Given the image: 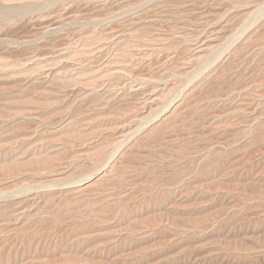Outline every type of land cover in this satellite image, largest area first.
<instances>
[{"label":"rangeland","instance_id":"rangeland-1","mask_svg":"<svg viewBox=\"0 0 264 264\" xmlns=\"http://www.w3.org/2000/svg\"><path fill=\"white\" fill-rule=\"evenodd\" d=\"M0 264H264V0H0Z\"/></svg>","mask_w":264,"mask_h":264}]
</instances>
